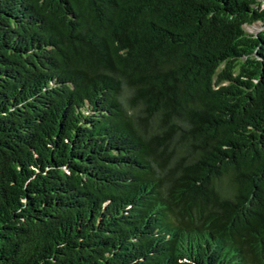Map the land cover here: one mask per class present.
<instances>
[{"label":"trees","instance_id":"16d2710c","mask_svg":"<svg viewBox=\"0 0 264 264\" xmlns=\"http://www.w3.org/2000/svg\"><path fill=\"white\" fill-rule=\"evenodd\" d=\"M0 264H264V0H0Z\"/></svg>","mask_w":264,"mask_h":264},{"label":"rangeland","instance_id":"374dc122","mask_svg":"<svg viewBox=\"0 0 264 264\" xmlns=\"http://www.w3.org/2000/svg\"><path fill=\"white\" fill-rule=\"evenodd\" d=\"M259 29V23H255L253 25H250V26H246V30L248 32H255L256 30Z\"/></svg>","mask_w":264,"mask_h":264}]
</instances>
